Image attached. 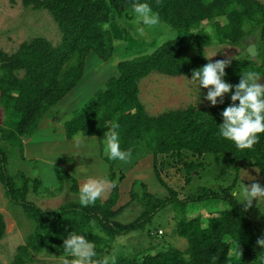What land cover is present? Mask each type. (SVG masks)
<instances>
[{
	"label": "trees",
	"instance_id": "16d2710c",
	"mask_svg": "<svg viewBox=\"0 0 264 264\" xmlns=\"http://www.w3.org/2000/svg\"><path fill=\"white\" fill-rule=\"evenodd\" d=\"M136 2L22 0L25 7L49 14L60 31L61 40L54 45L43 38H33L21 44L14 54L0 52V104L5 117L10 118L0 136V184L6 198L20 207L34 224L33 233L18 248L11 264H29L32 254L45 251L67 255L62 245L70 232L93 242L97 253L94 259L102 260L118 237L133 233L147 238L164 236H159L163 233L159 226L154 227L152 234L153 220L169 207L181 216L171 235L184 239L185 249L165 243L164 250L151 254L150 250L156 249L151 246L134 251L132 256L118 255L116 264H264V250L256 244L264 234V205L256 210L259 222L253 224L248 209L233 195L238 187L237 173L244 164L257 169L264 177V134H259L260 140L252 150H239L218 135L222 123L220 113L231 103V93L216 107L196 110L190 106L158 116L149 115L139 99V83L152 73L192 77L193 71L209 63L203 50L214 41L218 45L240 47L245 38L258 35L260 65L237 61L225 68V80L236 85L249 71L264 76V6L255 0H139L150 5L161 24L172 29L175 37L160 45L152 42L150 47L154 50L150 55H143L146 53L143 51L139 58L120 62L117 76L108 79L104 89L95 93L85 109L64 124L66 140L82 136L98 142V156L108 169L107 179L117 184L103 199L87 207L67 202L49 217L26 197L31 188L39 190L40 182L8 173V148L16 146L22 153L24 140L37 134L44 120L59 114L55 108L84 78L87 57L92 55L107 62L117 50H122L121 47L116 50L118 43L131 42L117 23L135 17L132 9ZM106 23L110 25L108 30L103 27ZM192 50L195 54L189 55ZM112 121L120 126L121 150L130 151L134 157L144 145L152 152L154 178L167 191L165 197H158L142 182H133L129 202L135 201L143 210L130 223L117 219L122 210L117 207L119 185L125 176L119 161L109 160L105 152L104 133ZM188 155L197 160L206 155L225 156L236 176L231 183L221 182L214 188L193 185L204 165L187 160ZM163 157L181 165L185 174L182 188L186 191L185 198L178 199L177 193L161 178L158 166ZM64 177L73 180L70 176ZM196 204L203 208L223 204L226 208L210 209L206 223H202V217L195 216L196 208L192 207ZM5 231L6 223L0 213V241Z\"/></svg>",
	"mask_w": 264,
	"mask_h": 264
},
{
	"label": "rangeland",
	"instance_id": "374dc122",
	"mask_svg": "<svg viewBox=\"0 0 264 264\" xmlns=\"http://www.w3.org/2000/svg\"><path fill=\"white\" fill-rule=\"evenodd\" d=\"M255 1L264 6V0ZM135 19L136 17L133 16L124 22L117 23L124 36L131 39V42L118 43L116 50L120 47L122 50H117V53L107 62L89 55L85 63L84 78L78 87L55 108L59 114L44 120L37 134L24 140L22 153L16 146L8 148L6 152L7 170L10 175L22 174L30 181L38 180L40 182L39 190L31 188L26 197L29 202L34 203L49 217H53L59 208L67 202L79 203V188L84 177L95 176L107 179L108 174L107 166H104L98 156L99 147L96 139L77 136L72 141H68L65 138L64 124L85 109L95 93L104 89L108 79L117 76V65L120 62L139 58L140 55H150L154 50L150 47L152 42L160 45L175 37L172 29L160 23L156 27L145 28L146 34L138 38L135 34L137 27L134 23ZM33 38H43L57 45L61 40V35L57 25L46 12L25 7L22 0H0V52L14 54L21 44ZM259 50V37L253 34L245 38L240 47L218 45L214 41L203 51L209 62L231 58V63L226 67L229 68L237 61L241 63L250 61L256 66L260 65ZM143 51L146 53L143 54ZM188 54L194 55L195 52L192 50ZM215 54L217 55L211 57ZM260 77L259 83H264V76ZM186 78L191 79V77H169L157 73H152L144 78L139 83V99L146 112L151 116H158L167 111L184 110L190 106L196 110L210 108L209 102L204 100L207 89H200V98L196 103L198 98L196 84L195 82L189 84ZM226 97L227 95L224 96V98ZM219 104L218 98L216 106ZM6 121L9 122L10 118L8 120L5 117L0 104V136L1 130L7 126ZM140 149L141 153L131 157L127 163L119 161L122 175L125 176L119 185L120 197L117 206L122 208L117 217L121 223L134 221L143 210L142 206L135 201L129 202V191L133 182H142L150 193L158 197L167 195V191L154 178L152 152L144 145ZM161 160L158 166L161 178L177 193L178 199L185 198L186 191H182L185 174L181 165L173 163L170 158L163 157ZM187 160L200 161L204 165V168L199 170V178L193 180V185L214 188L221 182L231 183L236 176L234 168L225 156L206 155L197 160L188 155ZM65 175L70 176L73 180H70L69 177L65 178ZM237 176L239 179L235 192L239 191L241 183L248 185L255 181L264 185V177L259 175L257 169L248 164H244L240 168ZM118 177L119 174H117ZM74 187H76L75 190ZM52 192L53 194H51ZM213 205H206L207 208H203L201 204H196L192 207L194 210L196 208L195 216H201L202 223H206L210 209L226 208L223 204ZM263 205L264 201H258L256 207L254 201L253 206L248 208L253 224H258L259 215L256 210ZM0 213L4 216L6 223L5 236L0 241V264H11L18 248L25 245L28 236L33 233L34 224L26 218L20 207L12 204L6 198L5 190L1 184ZM180 217L178 211L172 207L163 210L153 220L152 234L155 233L154 227L159 226L158 229L163 232L159 236H164L158 238L151 234L152 236L147 238L144 234L133 233L126 237H118L112 244V248L105 251V255L132 256L134 251L146 250L151 246L156 248L150 250L151 254H156L158 250H164L162 245L165 243H170L173 247L183 251L186 241L171 235L172 228ZM31 258L32 261L29 264H64L65 258L69 261L72 259L70 256L52 251L32 254Z\"/></svg>",
	"mask_w": 264,
	"mask_h": 264
},
{
	"label": "clouds",
	"instance_id": "9594fccd",
	"mask_svg": "<svg viewBox=\"0 0 264 264\" xmlns=\"http://www.w3.org/2000/svg\"><path fill=\"white\" fill-rule=\"evenodd\" d=\"M132 10L136 17L135 34L138 38L146 34L145 28L150 29L161 23L159 15L153 12L147 2L137 0L133 4ZM103 27L108 30L110 25L106 23ZM230 63L231 58L209 62L193 71L191 79L186 78V80L189 84L193 82L196 84L198 92L196 103L199 101L201 88L207 89L204 100L209 102L211 107L217 105L218 98L223 104L224 96L231 93V103L220 113L222 123L218 127V135L232 142L239 150H252L260 140L259 134H264V83H259L261 77L253 71L242 75L236 85L227 83L225 68ZM119 127L117 122H109L108 131L104 133L105 152L109 160L127 163L131 159L132 153L121 150ZM116 186L114 180L95 176L84 177L79 188V204L82 207L94 205L98 199L107 195L108 190ZM233 195L245 210L251 208L254 201L257 207L258 201H264V185L255 181L248 185L241 183L239 191ZM256 244L264 250V234H261ZM62 247L67 256L72 257L70 261L65 258L64 264H116L115 255H105L102 260L94 259L97 256L95 244L84 235L70 232L63 240Z\"/></svg>",
	"mask_w": 264,
	"mask_h": 264
},
{
	"label": "water",
	"instance_id": "95a60500",
	"mask_svg": "<svg viewBox=\"0 0 264 264\" xmlns=\"http://www.w3.org/2000/svg\"><path fill=\"white\" fill-rule=\"evenodd\" d=\"M252 53L250 52V55H251Z\"/></svg>",
	"mask_w": 264,
	"mask_h": 264
}]
</instances>
